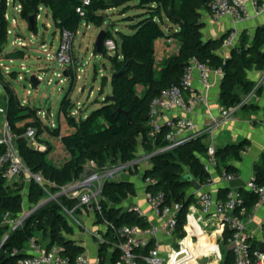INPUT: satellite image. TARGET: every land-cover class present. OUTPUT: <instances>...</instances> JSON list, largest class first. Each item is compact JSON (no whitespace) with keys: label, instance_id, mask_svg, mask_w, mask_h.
<instances>
[{"label":"trees","instance_id":"16d2710c","mask_svg":"<svg viewBox=\"0 0 264 264\" xmlns=\"http://www.w3.org/2000/svg\"><path fill=\"white\" fill-rule=\"evenodd\" d=\"M18 1L22 4L21 18L29 22L31 31H38L37 17L40 8L45 6L52 13L55 27L62 34L67 32L72 38L82 22L102 28L107 20L105 14L109 10L117 9L122 15L128 14L130 10H139V14L125 18L133 33L119 32L121 42H118L120 48L117 54L109 55L104 48L103 54L110 59L114 74L122 72L112 77L111 96L114 100L107 96L100 108L76 121L69 113L72 106L70 95L77 82L76 67L74 71L67 72L71 83L62 101L60 114L74 128L69 134L61 135V142L69 158L62 165H57L49 160L51 147L46 150L33 148L25 138L18 140V148L29 170L33 173L41 172L50 182V193L55 194L60 187L80 180L86 173L88 163L112 165L132 162L138 156L140 144H143L144 151L153 154L151 166L143 175L145 181L152 178L155 184L148 185L147 191H162L166 204L178 207L176 234L184 238L189 208L197 201L192 192L193 185L185 179V175L189 173L201 186L208 184L211 179L203 161L208 157V144L205 141L207 135L192 139L170 151L157 152L167 142L165 130L159 132L155 139L149 137L150 105L162 91L172 85H180L184 71L193 59L208 63L213 69L222 68L221 103L228 109L240 105L243 98L238 89L243 88L248 94L253 88L247 71L254 67L264 68V25L257 29L252 41L247 39L246 33H242L240 44L225 58L220 51L226 37L204 40L202 31L205 24L202 18L203 12L209 10L210 0H90L89 6H83V0ZM131 3L137 4L133 6ZM79 8L84 11L83 15L78 11ZM4 11L1 12L2 18L5 16ZM31 18L35 27L30 23ZM108 37L115 38L109 30ZM161 38L177 41L179 49L158 64L156 46ZM6 41L4 27L0 32V54ZM15 74L12 73L14 78ZM0 83L6 91L5 111L11 126L20 134L31 126L41 135L47 127L39 116L40 110L20 102L15 90L5 81L1 69ZM105 86L106 83L103 84ZM243 107L247 108V104ZM52 134L59 136L60 128ZM249 143L243 140L218 147V169L236 176L239 169L234 162L242 160ZM2 150L0 146V154ZM253 181L259 187L264 186V153L254 164ZM228 193L221 192L219 198L227 200ZM26 194L32 209L45 204L30 214L16 230L10 231L11 226L6 220H15L24 212ZM238 194L242 203L235 213L239 214L243 209L251 212L258 203V193L242 188ZM136 195L135 184L129 180H109L104 184L98 208L94 212L97 223L105 227L103 240L99 241L100 259L111 247V263L117 261L119 253L115 246L123 240L117 235L118 228L124 225L142 228L149 226L132 208L125 211L122 207L126 199ZM47 196V190L34 180L21 179L13 184L5 179L0 180V264H18L28 254L25 249L33 239L44 243L47 249L54 245L61 247L62 254L72 263L77 256L85 253V248L74 238L75 229L65 215L66 210L79 209V200L62 196L57 200L42 202ZM230 235L231 231L226 229V244ZM6 236L8 238L1 247ZM151 248L152 243L142 249L141 253L147 255ZM256 251H259L258 243L252 245V252ZM232 263L233 257L229 252L223 264Z\"/></svg>","mask_w":264,"mask_h":264},{"label":"built area","instance_id":"2783aa9c","mask_svg":"<svg viewBox=\"0 0 264 264\" xmlns=\"http://www.w3.org/2000/svg\"><path fill=\"white\" fill-rule=\"evenodd\" d=\"M258 0H210L209 11L214 22L222 19H230L233 24L232 30L228 33L223 42L220 53L227 49L232 51L239 44L238 25L250 18L248 9L249 3H253L257 7ZM9 4V3H8ZM14 5V1H13ZM90 0H83V6H89ZM19 13L22 11V4L16 6ZM78 11L83 15L84 11L79 8ZM64 37L72 38L67 32L62 34ZM18 45H22L20 41ZM104 48L109 55H116L119 51V43L115 38H105ZM224 57V56H223ZM57 59L63 66L71 65V59L66 55L64 47H60L57 51ZM65 71V70H64ZM194 72L199 73V79L202 85L208 90L212 85V76L214 74L223 76L222 68L213 69L208 63L193 59L186 67L181 79L180 85H172L155 97L150 105L148 114V125L150 127L149 137L155 139L157 134L165 130V141L167 144L158 149L159 151H170L180 145L208 134L214 137L216 128L220 121L217 117H211V124L206 129L200 126L190 118L196 108L207 103V95L199 93L194 85ZM64 74H58L63 77ZM66 76V75H65ZM42 81V77L39 76ZM63 82V80H61ZM247 104V100L243 99L241 104L235 109L243 107ZM179 111L182 115H176ZM40 113V112H39ZM54 128V126H53ZM46 131V130H45ZM49 135L48 132H45ZM43 134V133H42ZM40 135L34 127H27L23 134L18 133L10 124L7 116L0 120V146L3 150L0 154V180L5 179L9 184L24 179L25 181L34 180L41 187L47 190L50 200H57L59 195L69 198H77L79 200L78 207H90L93 212L98 208L99 198L104 184L109 180H119L120 174L125 172H136L141 165H145L148 169L151 164L153 154L146 153L144 150L138 153L137 158L128 163L107 164L99 167L97 163L91 162L87 167L83 177L59 188L58 195L50 193V182L39 173H33L26 166L18 148V140L25 138L28 143L36 149L45 150V147L38 141ZM61 139V135L58 136ZM143 147V144H140ZM144 149V147H143ZM217 147L215 144L208 146V157L205 158L204 164L206 170L211 174L214 169H218L219 160L216 156ZM223 176L227 180L235 178L234 175L223 171ZM254 179V177H253ZM252 181L247 185V189L256 191L259 195L258 203L255 207L264 203V186L259 187ZM147 185L155 184V180L148 178ZM146 199L152 211L166 219L163 226H150L142 228L137 225H124L118 228L117 235L123 240L115 246L118 249V259L114 264H197L192 263L193 252L187 246H181L178 250L172 251L167 257L159 254V242L157 237L159 232L168 235H174L177 231V212L178 207L170 206L165 202V194L162 191L146 192ZM242 203L239 194L228 197L227 200L215 198L209 191L200 193L198 198L199 210L203 216L214 215L218 221L219 230L225 232L226 229L231 231L228 238V245L232 253V264H264V253L260 250L252 252V245L246 234V220L235 213L238 205ZM77 208V207H76ZM36 209V208H34ZM34 209L24 211L19 218L15 220L7 219L6 223L11 226L10 231H14L21 226L23 222L30 216ZM76 209L68 211L69 218H74ZM67 211V210H66ZM137 214L142 215L141 209L136 208ZM96 239L103 240V235L95 233ZM8 237L6 236L4 240ZM153 242L152 248L147 255L141 253V250L149 246ZM61 247L54 245L50 249L46 248L44 243L31 240L25 249L30 254L19 260L18 264H95L92 259L81 254L77 256L72 263L70 259L62 254Z\"/></svg>","mask_w":264,"mask_h":264},{"label":"crops","instance_id":"0c3cea01","mask_svg":"<svg viewBox=\"0 0 264 264\" xmlns=\"http://www.w3.org/2000/svg\"><path fill=\"white\" fill-rule=\"evenodd\" d=\"M257 2V7L251 2L249 3L250 18L238 25L239 37H241L242 33H246L247 39H250V41L255 37L257 29L264 25V0H258ZM136 4L131 3L133 6ZM109 11L110 13H120L117 9ZM202 20L205 24L202 31L205 41L225 38L233 28V24L227 18L219 22H214L209 10L203 12ZM124 25L126 29L131 30L129 22H125ZM44 43V41L41 42L39 46L42 48L45 47ZM20 46L27 47L25 43H22ZM156 48L157 61L158 64H161L164 59L178 52L179 44L173 39L161 38L157 41ZM230 54V49L222 53L225 58L229 57ZM2 56L3 51L0 54V61ZM0 68L6 75L12 74H7L10 70L3 62L0 63ZM247 77L253 85L252 90L247 94L243 88L238 89L242 98L247 100V108L228 109L222 105L220 99V76L214 74L211 81L212 85L206 90L199 79V73L194 72V85L196 90L199 93L206 94L208 101L205 104L199 105L195 112L190 115V118L201 129L209 127L211 117H217L220 121L213 138L211 135L205 134L207 135L205 141L208 146L213 143L218 148L229 143H240L243 140H248L250 143L243 153L242 160L234 162L235 166L239 169L235 178L227 180L223 176L224 170L214 169L208 184L202 186V189L195 193L197 201L191 204L189 208L187 222L184 226L186 232L184 238H179L176 233L174 235H168L164 232H159L157 237V241L159 242L158 251L162 257H167L168 254L178 250L181 246H187L191 248L194 255L191 260L192 263L223 264L224 258L231 252L228 243L226 244L225 242L224 232L219 230L216 217L213 214L203 216L200 212L198 198L200 193L205 191L211 192L218 199H220V193L223 191L229 192L228 197L237 195L240 189L247 188V185L252 181L254 177V164L264 153V68L254 67L248 70ZM6 82L10 83L7 80ZM258 89H260L259 92ZM4 103H6V91L0 83V120H3L6 116V105ZM175 114L182 115L179 111H176ZM86 117H83L82 113H80V118H73L79 121ZM46 127L44 131L46 130L45 132H48L49 135L43 131L38 141L45 147V150L51 147L48 156L49 160L57 165H62L69 158V155L61 139L53 135L52 132L60 128V135L69 134L74 128L67 123L66 118L62 114H60L58 125L52 122L50 125H46ZM143 150V147L140 145L138 153L143 152ZM90 165L88 163L87 167ZM146 170L145 165H141L137 169V172L120 174V180L125 179L134 183L137 191V195L126 199L122 203V207H124L125 211L132 208V211L135 213H137L135 211L136 208L141 209L143 214L140 216L148 223V227H161L166 222V219L156 215L146 199L148 185L143 175ZM75 211L73 221L70 218L69 221L75 229L74 238L85 248L84 254L88 255L95 264H112V248L110 247L100 259L99 242L95 237V233L103 235L105 227L97 223L95 214L90 207L81 206ZM238 215L246 220V234L251 245L254 243L259 244L260 242L264 243V203L252 209L251 212H247L244 209L240 210Z\"/></svg>","mask_w":264,"mask_h":264},{"label":"rangeland","instance_id":"374dc122","mask_svg":"<svg viewBox=\"0 0 264 264\" xmlns=\"http://www.w3.org/2000/svg\"><path fill=\"white\" fill-rule=\"evenodd\" d=\"M19 3L18 0H0V32L5 27L7 34L0 63L3 62L9 67L10 71L7 74L16 73L14 78L12 74L6 75L1 70L5 81H10L9 84L15 90L20 102L23 105L39 109V116L46 125H50L52 122L58 125L61 104L69 92L71 83L67 75L59 77L58 74L67 73L76 67L78 79L70 95L72 106H70L69 113L73 117L80 118V113L84 117L100 108L103 100L112 94L114 71L108 56L96 52L97 37L101 29H106L113 34L118 42H121L119 32L133 33L132 30L125 28V18L139 14V10H130L123 17L120 13L108 11L105 14L106 23L102 28L82 22L73 38H67L55 27L52 13L45 6L40 8V15L37 17L38 31H31L29 22L23 20L21 13L16 9ZM3 9H5L4 18L1 15ZM18 41L25 43L27 47L18 45ZM43 41L45 47L42 48L39 45ZM60 47L65 48L66 55L71 59V65L64 67L57 59V51ZM13 51L19 53L21 59L11 61L5 58L7 53ZM76 61L78 62L76 63ZM34 75L38 78L42 77V81L40 80L37 87L31 82V77ZM104 83H106L105 87H103ZM47 113L49 119L46 118ZM57 193L55 195H58ZM26 195L25 211L31 208ZM49 200L50 197L47 196L42 202ZM65 215L69 218L68 211H65ZM73 224L76 225L74 222Z\"/></svg>","mask_w":264,"mask_h":264},{"label":"water","instance_id":"95a60500","mask_svg":"<svg viewBox=\"0 0 264 264\" xmlns=\"http://www.w3.org/2000/svg\"><path fill=\"white\" fill-rule=\"evenodd\" d=\"M30 23L32 24L33 27H35L33 18L30 19ZM106 36H107V30L106 29H101V31H100V33H99V35L97 37L96 43H95V50L100 55H103V53H104V40H105ZM6 58H8L10 60L21 59V55L19 53H17L16 51H13V52L7 53L6 54ZM97 66H100V65L97 64ZM121 74H122V72L116 73V74L113 75V77L119 76ZM65 75H67L66 72H65ZM31 82L33 83L34 86L37 87L40 84L41 81H40V79L37 76L34 75V76L31 77ZM111 99L114 100V97L111 96ZM45 109H46V107H45ZM46 118L49 119L48 118V113L46 114ZM104 166H105L104 163H99V167H104ZM185 179L189 180L191 182V184L193 185V191H192L193 194H195L196 192H198V191H200L202 189V186L189 173H187L185 175ZM62 196L63 195H59V197H62ZM43 204H45V203H43ZM43 204L39 205L36 209L32 210L30 214L35 212ZM4 242H5V240L3 241L1 247L3 246ZM259 250H260L261 253H264V243L263 242L259 243ZM29 255L30 254H27L26 256H29Z\"/></svg>","mask_w":264,"mask_h":264}]
</instances>
